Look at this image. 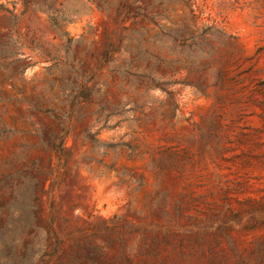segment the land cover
<instances>
[{
	"label": "rangeland",
	"instance_id": "1",
	"mask_svg": "<svg viewBox=\"0 0 264 264\" xmlns=\"http://www.w3.org/2000/svg\"><path fill=\"white\" fill-rule=\"evenodd\" d=\"M0 264H264V0H0Z\"/></svg>",
	"mask_w": 264,
	"mask_h": 264
},
{
	"label": "trees",
	"instance_id": "2",
	"mask_svg": "<svg viewBox=\"0 0 264 264\" xmlns=\"http://www.w3.org/2000/svg\"><path fill=\"white\" fill-rule=\"evenodd\" d=\"M69 136L68 131H65L64 129L61 132L60 135V142H59V146L54 145L55 151L58 153H64L66 151V148L64 147V141L65 139ZM49 238L54 241L53 242V253L56 252V250L62 248L63 246V242L62 240L58 237L57 233L54 230L53 224L51 222L50 227H49ZM49 247H47L48 249ZM47 251H45L44 253L46 254Z\"/></svg>",
	"mask_w": 264,
	"mask_h": 264
}]
</instances>
